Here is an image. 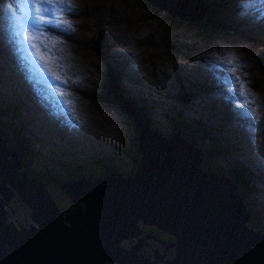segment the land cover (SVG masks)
<instances>
[{"label": "rangeland", "instance_id": "obj_1", "mask_svg": "<svg viewBox=\"0 0 264 264\" xmlns=\"http://www.w3.org/2000/svg\"><path fill=\"white\" fill-rule=\"evenodd\" d=\"M133 1L135 2V0H0V51H4L6 41L12 46L17 43L22 52V57L17 59V62H23L19 66L20 75L25 74L27 69L33 70L44 91L35 92L29 83H14L16 88H24V91L35 96L30 98L24 95L27 106L20 108L13 104L12 98L3 94L0 88V99L5 105L10 106L7 110L0 107V121L9 126L5 121L15 119L14 123L18 125V116L21 114V119L24 120V129L21 130L27 133L29 130L31 139L42 141L41 150L51 148L61 158L58 167L66 171L67 176H72L79 170L81 160L89 162L98 154L108 164L115 163L119 170L112 169L121 170L122 174L133 169V163L124 158L123 151L120 158L116 153V158L108 146L120 144L124 146L127 141L125 138L134 127L126 120L128 116L131 117L128 110L123 112L110 101L97 96V93L101 94L99 82L103 62L92 50L91 38L97 37L99 33L103 38L104 54L105 36L110 41L122 44L124 50L113 46H111L113 50H110L120 70L119 80L132 93L144 91L142 96L152 102L155 109L152 113L153 120L161 124L155 125L157 128L164 130L163 125H166L159 115L161 111L170 112L169 104L178 107V101L184 111L190 112L197 107L200 111L197 115L221 116L219 121L213 123L206 119L214 128L213 131L216 133L214 135L219 139L230 136L234 129H241L237 139L243 148L232 158L222 159L227 162L240 158L252 168L256 174L254 180L256 191L251 193L252 196L248 195L246 201L250 206L264 209V93L259 86L253 85L250 75L255 72L253 60L249 62L248 69L242 67L238 71V76L237 70L222 61L227 54L238 50L242 56L245 51H251L252 59L257 54L264 57V12L260 14L259 28L255 30L251 39L248 35L239 37L228 34L211 38V34L205 37L197 36L193 29L175 27L171 19L165 18L166 11L161 8L160 11H156L159 15L157 18L146 17L152 10L142 3L140 4L145 8L139 6L138 2L134 5ZM155 1L159 5L177 9L182 16L200 17L196 14L193 0ZM180 3L181 10L178 9ZM190 3H193L191 7ZM68 4L71 8L66 6ZM199 4L205 7L207 3L202 0ZM28 6L32 7L33 12L39 6L40 15L51 22L45 23L38 16L26 19L25 12ZM45 8L51 16L44 11ZM242 14L243 11L240 10L239 15ZM162 19L164 22L159 21ZM58 20L64 23L58 26L56 24ZM6 23L11 24L13 29H9ZM66 23L73 24L72 29L68 28ZM214 43L217 44V48ZM172 44H176V48L170 47ZM127 52L135 58L136 65L130 61L128 63ZM241 64L245 65V61L243 60ZM66 69L71 75L74 70L75 76L80 78V81L75 79L72 85L75 102L63 98L61 87L55 80V77L64 79ZM257 72L259 73L258 70ZM183 73H187V79ZM146 74L151 80L141 81L139 75L145 77ZM256 76L263 77L262 74ZM133 77L137 78V81L129 79ZM172 77L175 78V82L170 85L168 81ZM187 81L192 82L195 90L204 87V91H200L194 97L188 96V92L184 90L190 88L186 84ZM181 87L184 88L183 91ZM88 89L95 93L86 96L84 93ZM233 110H238L237 114H234ZM24 113L26 119L22 115ZM219 124H222L221 129ZM88 130L96 134L94 144L86 135ZM47 162L45 170H50L51 165ZM65 162H70L72 166L66 167ZM57 184L50 186L51 193L62 212L68 213L65 209L72 207L73 202L62 193ZM5 185L13 189L8 182H5ZM6 203H2L3 207L9 215L13 214L18 222L23 224L32 222L27 213L30 212V208L18 197L16 190L13 189L12 198L6 199ZM74 203L81 205V201L78 200ZM63 213L61 216H64ZM61 220L67 222L63 218ZM249 223L250 221H247L248 225ZM105 264L116 263L105 261Z\"/></svg>", "mask_w": 264, "mask_h": 264}, {"label": "water", "instance_id": "obj_2", "mask_svg": "<svg viewBox=\"0 0 264 264\" xmlns=\"http://www.w3.org/2000/svg\"><path fill=\"white\" fill-rule=\"evenodd\" d=\"M102 46L98 33L91 48L99 57L104 55ZM121 104L137 132L133 169L123 175L111 169L91 179L59 181L73 202L84 203L74 204L69 213L55 206L46 190L49 181L28 176L15 150L0 136V264H156L158 259L161 264H264V228L246 224L252 212L236 182L204 170L201 149L184 139L179 127L165 136L129 103ZM5 182L30 206L33 223L23 226L5 210L2 203L13 193ZM139 224H151L173 239H156ZM138 230L144 236L135 237ZM132 235L134 242L124 246L122 240ZM144 237L161 241L165 251L172 245L173 255L162 258L165 253L151 247L150 260L140 251L141 244L147 246Z\"/></svg>", "mask_w": 264, "mask_h": 264}, {"label": "trees", "instance_id": "obj_3", "mask_svg": "<svg viewBox=\"0 0 264 264\" xmlns=\"http://www.w3.org/2000/svg\"><path fill=\"white\" fill-rule=\"evenodd\" d=\"M135 2H138L139 6L145 5L152 10L146 17L157 18L159 15L156 13V11H160L159 8H161L166 11L164 12V14L166 15L165 18L171 19L175 27L182 26L183 29L186 30L193 29L197 33V36L199 35L205 37L211 34V38H214L215 36H221L223 34L237 35L239 37L248 35L249 39H251L254 37L255 30L258 29L254 23L255 19L258 17V14L256 9L252 7V4L255 2V0H205L207 4L204 7L203 13L200 17L174 14L172 11L170 12L167 7L165 8L160 6L155 0H135ZM135 2L134 5H136ZM140 3H142L143 5ZM240 10L243 11L242 15H239ZM159 19H161V17H159ZM159 21L164 22V19ZM6 25L8 26L9 24L6 23ZM9 29H13L11 25H9ZM104 40L106 42V51L105 54L101 57V60L103 62V69L101 71V79L99 82V92L101 94L97 93V96L102 100L106 99L107 101H110L112 104L116 105L119 109L125 112L127 110L123 109V107L121 106L122 104H120V98L122 97L121 100L128 102L130 106H132L138 113H140V115L144 117V120L151 128H155L165 136H170L174 128L176 126L179 127L180 135L184 139L188 140L193 145L201 149L203 153L201 167L204 170L224 173L231 177L239 187L245 201L248 195L252 196L251 192L256 191V185L254 183L256 174L252 170V168L245 162L238 161L236 165H223L220 160L222 157L233 156L236 152H239V150L243 148L242 143L240 144L237 139L239 133H241V129H234L233 133L230 136L222 137L219 139V137L215 136L216 133L213 131L214 128L212 127V125L206 122L207 117L197 115L200 114V111L197 110V107H194L190 112L184 111L180 102L177 101L178 107H174L172 104H169L170 112L162 110L159 114L162 117V120L166 122V125H163L164 130H160L155 125L158 126L161 124H159L157 120H153L152 113L155 110L153 103L146 99V97L142 96L144 91L141 90L139 93L135 94L130 92L129 89L125 88L119 80L120 70L110 63L112 58V51L110 52V50H113V48L115 47L122 48V44L120 42L116 43V41L114 40L110 41L106 36L104 37ZM109 41L111 43H109ZM174 45V48H176L177 45ZM111 46H113V48H111ZM4 47V51H0L1 92L12 98L13 104H16L20 108H24L27 105L24 101L25 99L23 98V96L26 95L32 98V95H30L28 91H24V88H16L14 86V83L16 82L30 83L28 79L24 78V76L20 75L19 73V66L23 62H17V59L22 57V53H20L18 48L10 44H5ZM215 47L217 48V44H215ZM239 56L243 60H249V62L253 60L252 62L255 72H252L250 74L251 78L253 79V85L255 87L259 86L264 93V57L262 56V54H257L252 59L251 51H245L244 55L242 56L239 50ZM27 70L29 71V69ZM236 70V76H238V71L240 70V68L237 67ZM257 70L259 71V73L257 72ZM243 73L246 72L243 71ZM184 74L185 79H187V73ZM256 74H262L263 77L259 78L256 76ZM146 76L144 77L140 75V80H151V77H148L147 74ZM77 79L80 81L79 78ZM131 79H134V77ZM73 80L74 77H72V81ZM180 82L182 83L181 79ZM168 83L172 85L171 81H168ZM186 84H188L190 88L184 89L181 87V91H183V89L186 90L188 92V96L197 95L200 90L204 91V87H198L195 90L192 86L191 81H187ZM210 89L212 90L213 87H211ZM94 93L95 92H93L91 89H88L85 90L84 94L89 97ZM128 94H132L131 96H133V98L130 96L128 97V100H126L125 96H127ZM199 105L201 104H198V106ZM0 107L3 110H7L10 106L5 105L4 102L0 99ZM164 111H166L167 114H165ZM220 118L221 116L216 117L212 115L210 117L211 121L209 122L213 123V121H219ZM126 120L130 125L133 124L132 118L130 116H128ZM5 122L9 123V126L3 121H0V136L4 139L5 145H11V147L16 151V158L21 162L23 171L28 176L40 181H49L47 189L50 193V186L58 183L59 181L67 182L70 179L78 177H81L83 179H91L92 177L101 175L108 170H111L112 168L118 169V166L115 163L108 164L107 161H105L98 154L97 156H93L92 160H90L89 162L81 160L79 170L72 176H67L66 171H63L58 167V163L60 162L61 158L57 156L51 148L46 149L45 151L41 150V148L43 147L42 141L31 139L30 135L27 132L21 130L24 129V126L20 125L24 123L23 120L18 121L19 126L15 125V119H12L10 121L7 119ZM232 126H234V124ZM132 129V132H130V134L128 133L127 137L125 138V140L127 141H125L124 146H121V144L112 145L110 147V150L113 152V154H115L116 158V153H121L123 151L124 158H127L130 162L132 159V163L134 164V162L138 158L136 149L137 133L135 131V127ZM46 161H48L47 164L49 163L51 165L50 170H45ZM64 165L66 167L72 166L70 162H65ZM131 171L132 169L129 172ZM57 185L61 189L59 183ZM52 198L54 204L59 208V210H61V207L58 206L54 196H52ZM80 204L82 206L84 205L83 202H81ZM247 206L252 212V215L248 219V221H250L249 224L251 225V227L253 229H263L264 209L250 206L249 204H247ZM72 209L73 206L66 208L65 210L69 213L72 211ZM154 227L155 226L149 224L148 228L150 230L148 231L150 233H155V231H152Z\"/></svg>", "mask_w": 264, "mask_h": 264}, {"label": "flooded vegetation", "instance_id": "obj_4", "mask_svg": "<svg viewBox=\"0 0 264 264\" xmlns=\"http://www.w3.org/2000/svg\"><path fill=\"white\" fill-rule=\"evenodd\" d=\"M105 45H106V42H105ZM173 45V46H172ZM170 47H172V48H174L175 47V45L174 44H172ZM111 64H113L114 66H116L117 67V61L115 60V59H113V57L111 58V62H110ZM129 79H131V78H129ZM131 80H133V81H136L137 80V78H134V79H131ZM132 94H128L127 96H125V99L126 100H128V97H130ZM132 98H133V96H131ZM122 99V97L120 98V104L122 103V102H125V103H128V102H126V101H124V100H121ZM122 106V105H121ZM212 115H209V116H207V118L206 119H208L207 121H211V119H210V117H211ZM210 119V120H209ZM86 133V132H85ZM89 133H90V130H88V132L86 133V135H88L89 136ZM93 133V132H92ZM94 137H95V134L93 133V136L91 137V142L93 143V139H94ZM5 144V143H4ZM94 144V143H93ZM119 153V156H120V152H118ZM233 156H231V158H232ZM223 158V157H222ZM220 159L221 160V163L223 164V165H236L237 163H238V161H241L240 160V158L239 159H237V160H234V159H230V160H228L227 162H225V161H223V159ZM241 162H243V161H241ZM131 163H132V159H131ZM127 173H129V172H127ZM78 178H81V177H78ZM47 187H48V184H47V186H46V190H47V192L49 193V195L52 197L53 195H52V193H50L49 191H48V189H47ZM14 189V188H13ZM13 189H12V191H13ZM255 189H256V187H255ZM14 190H16V189H14ZM17 191V190H16ZM61 191H62V193L63 194H65L68 198H69V196L67 195V193L65 192V191H63L62 189H61ZM254 192V191H253ZM252 193V192H251ZM253 195V194H252ZM9 198V197H8ZM21 199V198H20ZM22 200V199H21ZM69 200L70 201H72L70 198H69ZM245 200V199H244ZM24 203H25V201L24 200H22ZM73 202V201H72ZM246 202V201H245ZM4 203V202H3ZM74 203V202H73ZM26 204V203H25ZM75 204V203H74ZM27 205V204H26ZM75 205H78V204H75ZM28 206V205H27ZM56 206V205H55ZM59 206V205H58ZM78 206H81V205H78ZM29 208H30V206H28ZM57 207V206H56ZM60 207V206H59ZM58 208V207H57ZM59 209V208H58ZM7 211V210H6ZM30 211H31V208H30ZM13 214H11L10 216H12ZM31 217V216H30ZM11 219V221H12V223H13V225L15 226V227H18L19 225L14 221V219H12V218H10ZM32 219V218H31ZM16 220V219H15ZM17 221V220H16ZM62 221V220H61ZM248 221V220H247ZM247 221H246V224H247ZM34 221L32 220V222H27V223H33ZM62 222H64V221H62ZM18 223H20V222H18ZM27 223L26 224H22L23 226L24 225H26L27 226ZM21 224V223H20ZM148 225L149 224H139V226H138V228L139 229H142L143 231H145V232H147V233H149V234H151L154 238H156V239H159V240H162V241H172V239H173V236H172V234H170V233H168V232H166V231H164V230H161V229H159V228H157V227H154V229L152 230V231H155V233H150L148 230H150L149 228H148ZM248 225V224H247ZM248 226H251V225H248ZM143 231H141V230H138V233H136L135 234V237H142V236H144V232ZM154 238H152V237H144L143 238V240H145L146 242H147V246H145V244H141V246H140V251H141V253L144 255V256H146V257H149V259L150 260H152L153 258H154V256H152V248L151 247H154V248H156V251L158 252V253H161V252H164L165 254L164 255H162V258H169L171 255H173V252H174V247L172 246V245H168L167 247H166V251L164 250V244L162 243L161 244V241H156ZM124 240V241H123ZM122 240V243H126V239H123ZM133 240V239H132ZM166 244H167V242H166ZM129 247V246H128ZM136 252H138V250H135ZM116 263V262H115ZM117 264V263H116ZM156 264H161V260H157V262H156Z\"/></svg>", "mask_w": 264, "mask_h": 264}, {"label": "bare ground", "instance_id": "obj_5", "mask_svg": "<svg viewBox=\"0 0 264 264\" xmlns=\"http://www.w3.org/2000/svg\"><path fill=\"white\" fill-rule=\"evenodd\" d=\"M51 1H53V0H51ZM201 1L202 0H193V2L195 3V7H196V9H198V5H200L199 3H201ZM48 2V1H47ZM46 2V3H47ZM41 3V2H40ZM66 3V2H65ZM52 4V3H51ZM61 5V4H60ZM69 5V4H68ZM58 6V5H57ZM203 9H204V7L202 6V5H200ZM60 7V6H59ZM163 7V6H162ZM51 8V7H50ZM55 10V9H54ZM202 13L203 12H198V15L199 16H201L202 15ZM66 22V21H65ZM69 22V21H68ZM53 23V22H52ZM73 23V22H72ZM66 24H68V23H66ZM73 25V24H72ZM132 25V24H131ZM63 26V25H62ZM74 27V26H73ZM65 28V27H64ZM70 29H72V28H70ZM61 30V29H60ZM130 33V32H129ZM110 34V33H109ZM95 44V43H94ZM93 44V45H94ZM92 47H94V46H92ZM95 53H96V49L94 50V49H92ZM243 50H244V48H243ZM250 50V49H249ZM248 51V50H247ZM126 53V52H125ZM97 54V53H96ZM132 56V55H131ZM26 58V57H25ZM27 59V61H29V59L28 58H26ZM208 60H210V59H208ZM211 61V60H210ZM119 66V65H118ZM123 72V71H122ZM183 76H185V74L183 73ZM201 91V90H200ZM225 106V105H224ZM229 107V106H228ZM261 110V109H260ZM237 111L238 110H233V113L234 114H237ZM24 117H25V119H26V113H24V114H22ZM19 118H18V121L19 120H23V119H21V114L18 116ZM23 122H24V120H23ZM22 125H24V123L22 124ZM222 128V124H219V129H221ZM28 133L31 135V132L28 130ZM15 153H16V151H15ZM17 154V153H16ZM263 163V162H262ZM263 166V165H262ZM245 168V167H244ZM259 168V167H258ZM113 170H116V169H113ZM118 171V170H117ZM118 172H120V171H118ZM247 172V171H246ZM121 173V172H120ZM122 174V173H121ZM124 239H126V238H124ZM128 239V240H127ZM126 239V241H127V245L126 246H129V244L130 243H133L134 242V240H135V237L134 236H130V237H128ZM133 239V240H132ZM130 241V242H129ZM129 242V243H128ZM125 246V245H124Z\"/></svg>", "mask_w": 264, "mask_h": 264}, {"label": "snow or ice", "instance_id": "obj_6", "mask_svg": "<svg viewBox=\"0 0 264 264\" xmlns=\"http://www.w3.org/2000/svg\"><path fill=\"white\" fill-rule=\"evenodd\" d=\"M68 8H71V5H66ZM44 11L46 12V13H48V15L49 16H51V13L48 11V9L47 8H45L44 9ZM35 16H38L39 17V19L41 20V21H44L45 23H49V22H51L50 20H45V17L43 16V15H40V8H39V6H37L36 7V9H35V12H33V9H32V7L31 6H28L27 8H26V12H25V18L26 19H33ZM62 23H64L63 21H56V24L59 26L60 24H62ZM67 27L68 28H72V24L71 23H68L67 24ZM19 34V33H18Z\"/></svg>", "mask_w": 264, "mask_h": 264}]
</instances>
